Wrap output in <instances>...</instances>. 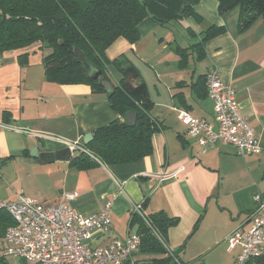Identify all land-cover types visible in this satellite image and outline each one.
<instances>
[{
	"label": "crops",
	"instance_id": "1",
	"mask_svg": "<svg viewBox=\"0 0 264 264\" xmlns=\"http://www.w3.org/2000/svg\"><path fill=\"white\" fill-rule=\"evenodd\" d=\"M195 10L201 20L190 16L161 25L147 17L139 24L141 38L136 43L121 37L106 51L111 61L125 56L124 66L133 63L140 69L136 83H147L153 101L150 114L163 124L153 135L154 152L133 163L109 165L91 155L97 162L79 167L73 162L76 155L46 163L33 158L30 151L39 142L47 150L60 151L69 143L83 142L87 133L120 115L107 94L93 92L89 84L49 81L40 44L27 49L25 65L18 60L19 51L1 55L0 199L12 202L24 194L54 204L65 193L76 192L66 201L86 216L111 205V228L93 232V247L135 232L133 206L140 203L147 215L164 211L177 218L166 243L170 250L182 251L177 257L182 264H205L201 256L209 250L220 251L222 264H237L241 248L230 250L227 238L250 228L254 196L264 197V18L240 31L238 8L221 14L218 0H199ZM175 23L180 38L173 30ZM213 24L226 30L209 38L197 59L188 48ZM178 48L186 49V58ZM211 68L236 90L240 113L259 136L261 152L243 156L226 141L203 146L188 135L180 109L214 119V102L199 82ZM108 71L118 84L123 77L118 66L112 62ZM5 247L3 240L0 255ZM154 257L162 255L138 250L133 263Z\"/></svg>",
	"mask_w": 264,
	"mask_h": 264
},
{
	"label": "trees",
	"instance_id": "2",
	"mask_svg": "<svg viewBox=\"0 0 264 264\" xmlns=\"http://www.w3.org/2000/svg\"><path fill=\"white\" fill-rule=\"evenodd\" d=\"M221 14L238 8L239 28H249L258 18H264V0H218ZM199 0H0V56L8 51H19L22 65L29 62L30 49L40 44L44 52L43 63L49 81L60 84H89L95 93L107 94L111 107L120 115L109 124L93 131V139L83 145L87 152H79L73 162L79 167L90 166L95 159L104 164H125L137 162L154 152L153 135L163 124L154 119L150 110L153 101L140 69L133 63L123 65L121 56L111 61L107 49L118 38L136 43L141 38L139 24L149 12L152 19L166 25L185 17L201 20L195 10ZM184 11L181 13V9ZM224 26L211 25L203 31V37L193 50L197 59L204 54L205 42L222 32ZM75 48L102 70V75L112 80L108 65L115 63L123 77L112 92L105 90L98 80L88 77L75 54ZM25 50L24 52H22ZM178 48L182 57L187 51ZM200 84L207 91V73L201 75ZM137 112L135 125H130L125 115ZM11 114L4 117L9 120ZM91 155L95 158H92ZM97 162V161H95ZM148 224L138 213H133L131 226L141 236L140 252L162 255L148 262L176 264L174 256L179 251L168 249V229L177 223V218L164 211L147 215ZM15 223L6 209H0V238L4 240L7 228ZM174 256L171 254V252ZM263 259V258H262ZM260 263L264 264V260ZM0 264H10L8 257L0 255Z\"/></svg>",
	"mask_w": 264,
	"mask_h": 264
},
{
	"label": "built area",
	"instance_id": "3",
	"mask_svg": "<svg viewBox=\"0 0 264 264\" xmlns=\"http://www.w3.org/2000/svg\"><path fill=\"white\" fill-rule=\"evenodd\" d=\"M207 91L214 102L213 120L197 117L187 109L179 110L188 135L203 146L226 141L243 156L261 152L259 136L240 113L236 90L222 81L217 68L207 73ZM69 148L72 152H87L83 142L69 143ZM76 195V192L65 193L54 204H44L24 194L12 202L0 199V209H6L15 221L5 232L3 255L29 264H134L133 256L140 248L141 236L133 232L125 239L114 238L104 246H91L94 231L107 233L111 228V205L86 216L66 201ZM254 199L256 208L250 228L234 231L227 238L230 250L241 248L237 264H261L264 257V197L256 194ZM133 211L150 224L142 204H135ZM174 258L177 264H182Z\"/></svg>",
	"mask_w": 264,
	"mask_h": 264
},
{
	"label": "water",
	"instance_id": "4",
	"mask_svg": "<svg viewBox=\"0 0 264 264\" xmlns=\"http://www.w3.org/2000/svg\"><path fill=\"white\" fill-rule=\"evenodd\" d=\"M184 11V7L181 9V13ZM149 17H152V14L149 12ZM75 54L81 64L83 65L87 75L89 78L98 80L99 84L105 88L106 91L112 92L115 89V84L113 81L106 78L105 75H102V70L93 64L89 59L85 56L84 52L75 48ZM126 121L130 125H135L137 121V112L130 111L125 115ZM93 139L92 133H87L84 136L83 142L85 144L89 143ZM79 152H72L71 148L67 147L60 151H50L45 148V146L39 142L37 143L33 149H31L30 154L33 158L40 160L41 162H53L56 159L61 160H69L73 155H77Z\"/></svg>",
	"mask_w": 264,
	"mask_h": 264
},
{
	"label": "rangeland",
	"instance_id": "5",
	"mask_svg": "<svg viewBox=\"0 0 264 264\" xmlns=\"http://www.w3.org/2000/svg\"><path fill=\"white\" fill-rule=\"evenodd\" d=\"M173 30H174L175 34H177V37L180 38V33H179L180 28H179L178 24L175 23ZM179 42L181 44H184V42L181 39H179ZM2 244H3V240L0 238V251L2 248ZM178 254H179V256H182V251H179ZM201 257H202V259H204L205 264H222L224 262V261L222 262V254L220 253V251L209 250V251L205 252ZM8 260H9L10 264H23L22 261H20L17 258H14V257H9ZM174 260H175V258H174ZM139 264H153V263H151V262H139Z\"/></svg>",
	"mask_w": 264,
	"mask_h": 264
}]
</instances>
